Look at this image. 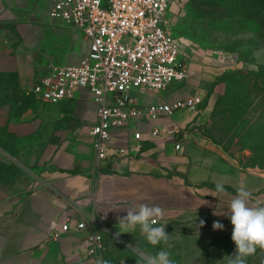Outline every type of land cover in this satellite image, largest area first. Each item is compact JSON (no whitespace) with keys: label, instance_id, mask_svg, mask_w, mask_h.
<instances>
[{"label":"crops","instance_id":"obj_1","mask_svg":"<svg viewBox=\"0 0 264 264\" xmlns=\"http://www.w3.org/2000/svg\"><path fill=\"white\" fill-rule=\"evenodd\" d=\"M49 6V0H0V127L31 154L28 166L17 167L21 175L0 178V264H137L138 253L162 249L170 252L174 264H227L235 244L233 225L223 214L241 185L250 192L252 206H264V179L245 172L216 146L185 141L182 130L199 105L163 119L168 131H182L174 138L182 143V152L174 149L169 133L156 141L143 140L120 159L112 157L111 148L96 166L90 133L96 105L90 97L81 91L49 104L38 103L27 92L46 64H76L89 50L81 31L48 17ZM221 68L192 64L184 83L132 95L140 104L202 98L197 84L217 76ZM186 84L185 94L171 96L170 87ZM122 132L113 131V146L124 144ZM217 182L226 192L214 197L210 190ZM141 203L163 210L156 226L160 220L166 223L170 248L151 246L139 228L116 238L117 217ZM88 216L102 236L99 255L88 254V230L75 228ZM214 221L223 230L214 231ZM65 223L68 230L54 237L53 229ZM247 258V264H264V250L258 248Z\"/></svg>","mask_w":264,"mask_h":264},{"label":"built area","instance_id":"obj_2","mask_svg":"<svg viewBox=\"0 0 264 264\" xmlns=\"http://www.w3.org/2000/svg\"><path fill=\"white\" fill-rule=\"evenodd\" d=\"M49 1L48 17L81 31L89 50L76 64H46L27 92L49 104L81 91L90 97L96 105L97 120L90 128L96 166L109 157L111 148L112 157L120 159L143 140L156 141L169 133L174 135V149L182 152V143L174 140L179 130L168 131L163 119L181 109H195L202 98L140 104L132 95L133 91L160 92L187 76L190 43L173 34V22L167 17L179 0ZM114 130L123 131V145L111 143ZM68 227L65 223L60 230L53 229V236ZM75 228L88 230V254L99 255L103 240L92 216L83 217Z\"/></svg>","mask_w":264,"mask_h":264},{"label":"rangeland","instance_id":"obj_3","mask_svg":"<svg viewBox=\"0 0 264 264\" xmlns=\"http://www.w3.org/2000/svg\"><path fill=\"white\" fill-rule=\"evenodd\" d=\"M167 17L173 34L190 43L188 71L192 64L222 67L197 84L202 102L182 130L185 141L216 146L264 179V0H179ZM187 85L170 87L171 96L185 94ZM15 143L1 128L0 178L21 175L17 167L29 165L27 147Z\"/></svg>","mask_w":264,"mask_h":264},{"label":"clouds","instance_id":"obj_4","mask_svg":"<svg viewBox=\"0 0 264 264\" xmlns=\"http://www.w3.org/2000/svg\"><path fill=\"white\" fill-rule=\"evenodd\" d=\"M225 192L224 185L217 182L215 189L210 190V195L217 197L224 195ZM250 196L245 186H239L235 197L229 202L227 212L223 214L233 225L231 239L235 244V251L227 257V264H246L247 257L255 254L258 248L264 250V206H252L249 202ZM126 211V216L117 217L116 238L122 233H132L139 228V232L151 246L162 244L168 248L171 247L166 223L162 224L160 220L159 226H156L158 223L156 218L163 216V210L159 206L141 203ZM204 224L205 221L200 220L199 227H203ZM212 227L214 231L223 230L224 225L214 221ZM131 249L136 251V247ZM97 264H101V261H97ZM102 264H109V262L103 261ZM137 264H174V260L169 251L162 249L155 254L138 253Z\"/></svg>","mask_w":264,"mask_h":264}]
</instances>
